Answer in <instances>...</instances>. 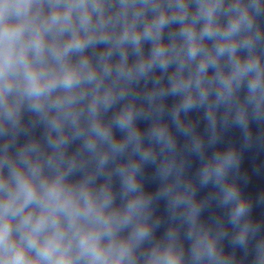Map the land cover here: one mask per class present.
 <instances>
[{"label":"clouds","instance_id":"1","mask_svg":"<svg viewBox=\"0 0 264 264\" xmlns=\"http://www.w3.org/2000/svg\"><path fill=\"white\" fill-rule=\"evenodd\" d=\"M218 3L219 0L216 3H201L200 13L206 17L202 35L216 33L212 18ZM34 6L38 7V0H0V108L7 107L9 111L8 95L18 84L38 106L57 86L71 90L83 77L91 79L95 75V70L88 66L86 60L79 67H74L69 64L68 57L93 40L96 35L93 14L97 11L101 17L97 23L103 27V0H66L63 5L55 0L50 17L44 20L37 19ZM124 6L127 7L126 4ZM179 7L183 18L185 6L182 0ZM166 19L164 13L159 14L145 27L143 35L158 37ZM245 19L246 14L233 18L224 35L237 31ZM133 27H125L121 40L130 38L139 45L141 32L133 31ZM69 30L71 34L63 43L47 38L49 32L59 36ZM182 30L189 43V55L194 57L200 47L194 25L184 24ZM228 44V40L221 43L219 51H225ZM230 50L235 51L234 43ZM156 57H163L166 62L162 45L158 44L155 48L153 59ZM207 62L205 58L201 71ZM254 65L255 61L244 65L238 63L235 74L250 72ZM258 84L257 76L251 84L253 91ZM15 175V192L0 200V264H78L76 256L86 258L88 264H124L126 248L121 247L119 254L109 259L111 249L102 248L99 242L102 229L85 231L77 223L82 214L92 213L91 201L80 206L63 197L58 184L37 191L34 183L22 173L17 171ZM5 184L6 181L0 180V189ZM30 204L31 209L28 208ZM37 207L40 208L39 214L34 215ZM241 211L242 207L237 214ZM17 216L19 219L15 223L20 229L19 236L13 229ZM63 217L67 218V224L61 222ZM106 227L110 229L111 225ZM144 235L143 229L138 231V236ZM74 243L75 252L72 251ZM158 264H177V261L168 254Z\"/></svg>","mask_w":264,"mask_h":264},{"label":"water","instance_id":"2","mask_svg":"<svg viewBox=\"0 0 264 264\" xmlns=\"http://www.w3.org/2000/svg\"><path fill=\"white\" fill-rule=\"evenodd\" d=\"M219 264H264V86L247 169Z\"/></svg>","mask_w":264,"mask_h":264}]
</instances>
